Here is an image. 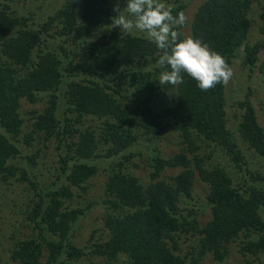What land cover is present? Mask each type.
<instances>
[{"label": "trees", "instance_id": "16d2710c", "mask_svg": "<svg viewBox=\"0 0 264 264\" xmlns=\"http://www.w3.org/2000/svg\"><path fill=\"white\" fill-rule=\"evenodd\" d=\"M7 1L0 0V183L27 182L33 194L24 209L32 234L13 244L10 261L200 264L211 256L221 264L237 242L246 264H264V171L249 159L253 154L264 163V128L250 92L234 102L241 116L231 127L225 84L202 91L185 75L183 84L161 86L162 53L142 34L110 29L112 0H64L40 24L34 16H18ZM253 4L204 0L188 36L209 44L230 67L240 57L251 70L260 51L248 40ZM171 8L175 15L186 5L174 1ZM259 17L264 38V5ZM175 30L184 37L180 26ZM42 94L46 106L32 113L24 133L21 101L33 104ZM166 94V104L153 105L154 97ZM88 117L101 122L98 132L85 126ZM165 132L180 140V151L171 156L157 146ZM50 140L61 154L42 183L33 170L36 154H24L20 145L26 150ZM137 156L147 167L146 182L129 170L138 168ZM215 156L225 164L213 162ZM17 158L25 165L13 163ZM93 160L106 164L100 199L106 239L94 240L92 232L89 244L78 247L72 238L92 204L68 203L74 191L85 194L98 173ZM167 170L177 173L165 177ZM196 180L207 189L204 207L192 205ZM198 210L210 213L203 226Z\"/></svg>", "mask_w": 264, "mask_h": 264}, {"label": "rangeland", "instance_id": "374dc122", "mask_svg": "<svg viewBox=\"0 0 264 264\" xmlns=\"http://www.w3.org/2000/svg\"><path fill=\"white\" fill-rule=\"evenodd\" d=\"M177 1L186 5L185 16L186 22L180 26L181 32L184 37L188 36L190 24L194 17L195 11L198 6L204 0H166L169 7ZM10 10L15 11L18 16H34L36 23L40 24L47 19L48 16H52L64 3V0H46V1H33V0H9ZM111 3L114 5L115 0ZM121 9L125 6L124 0H119ZM264 0H254V4L251 11L250 29L248 40L251 44L258 43L260 51L258 54V61L256 65L251 69H245L242 67L240 60L237 58L233 61L232 77L227 84H225V96L227 100L226 110L228 125H236L241 113L237 110L234 102L236 100H243L244 97L250 92L249 97L256 109L257 118L260 125L264 128V38L259 32V25L261 23L259 14L262 12ZM114 31L120 32L118 28H112ZM139 35V34H137ZM143 35V34H142ZM95 39V38H93ZM40 100L33 104H28L21 101V113L27 120L25 122L23 132L26 133L30 129V123L32 121L33 112H41L47 101V94H42ZM169 94L160 95L153 98L154 106H161L166 104L165 100L169 99ZM61 112V111H60ZM101 122L93 119L86 118L85 126H90L94 130H98ZM98 132V131H97ZM157 146L161 149L164 156H171L180 151V140L176 135L165 132L161 137ZM24 154L28 156L36 154L37 166L33 169L36 173L38 181L46 183L48 178L52 177V169L57 167L56 160L59 157L60 149L56 147V143L53 140L43 144L41 141H37L34 147L25 150V146L20 145ZM251 164L264 171V163L258 164L256 159L253 158V154L249 157ZM143 158L137 156L133 161L138 168H129L143 182L147 181L148 170L143 162ZM214 161L222 162L225 164L224 159L217 156L214 157ZM18 165H25L26 160L24 158H17L13 163ZM92 163L98 167V173L94 175L87 182L86 193L77 197L79 190L74 191V198L71 203H68L69 208L72 207H87L92 204L86 217H84L78 224V228L72 238L73 243L78 247H84L89 244L90 235L94 232V240L100 241L106 239V232L102 223V216L104 214V208L100 202L102 200V193L104 188V182L106 180V174L103 171L106 164L102 160H93ZM30 168V165H27ZM177 170L165 171V177L175 175ZM41 183V184H42ZM206 186L200 181L196 180L193 186L194 200L192 205L203 206L205 205ZM29 192V193H28ZM28 195V197L26 196ZM33 194L29 189L27 182H21L16 180H10L4 185L0 183V264H14L10 261V252L13 244L19 240L31 236L28 223L26 221V212L24 211L27 203L32 198ZM189 207L186 203L182 205ZM200 223L203 226L210 218V213L205 210V214L200 215L201 211L198 210ZM189 238V237H188ZM195 239L194 237H192ZM184 238L180 240L183 248L186 247L187 242H183ZM237 243V242H236ZM236 243L231 244V252L225 262L221 264H246L245 260L237 253ZM82 260V259H81ZM89 261V259H88ZM45 261L43 260V263ZM91 264H102L101 259H90ZM88 262V263H89ZM200 264H217L212 260L211 256L204 257Z\"/></svg>", "mask_w": 264, "mask_h": 264}, {"label": "clouds", "instance_id": "9594fccd", "mask_svg": "<svg viewBox=\"0 0 264 264\" xmlns=\"http://www.w3.org/2000/svg\"><path fill=\"white\" fill-rule=\"evenodd\" d=\"M121 9L115 0L112 28L121 33L143 34L162 54L157 64L164 68L157 80L161 86H177L187 75L198 88L207 91L218 84H227L233 73L226 59L209 44L195 36L181 38L175 30L186 22L183 12L173 14L166 0H124Z\"/></svg>", "mask_w": 264, "mask_h": 264}]
</instances>
